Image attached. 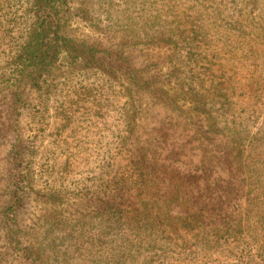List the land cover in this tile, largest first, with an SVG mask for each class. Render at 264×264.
<instances>
[{
	"label": "rangeland",
	"instance_id": "374dc122",
	"mask_svg": "<svg viewBox=\"0 0 264 264\" xmlns=\"http://www.w3.org/2000/svg\"><path fill=\"white\" fill-rule=\"evenodd\" d=\"M153 1L73 0V15L68 21L71 35L92 46L101 42L107 48H113L121 39L136 42L122 52L131 61L136 58L134 63L141 71L144 85L130 90L128 80L118 69L113 74L112 70L104 71L95 63L87 62V55L83 53L73 63L69 55L63 53L54 66L55 74L39 78L38 92H32V87L27 88L25 93L32 106L30 109L19 108L14 114L16 126L9 128V125L2 126L3 120L10 118L7 104L11 95L9 86L13 82L10 80L14 79L9 54L14 52V43L24 40L32 26L33 0H0V19L4 18L6 28L11 25L10 31L0 37V132L2 135L8 132L10 136L0 141V264H171L175 259L180 264H193L194 258H199L203 264H264L259 258L261 248H264V234H254L251 230L252 214L264 213V196H259V192L264 193V165L256 164L253 149L256 133L264 128V111H260L261 105L256 103L258 97L264 99V70L262 76L255 75L254 62L241 51L235 58H228V67L234 71L231 73L234 80L230 83L235 88L234 94L230 92L229 96L235 104L221 112L212 111L222 124H232L233 111L244 118L241 125L238 119L233 125L237 134L235 143L229 145L234 148V156L241 154L243 159L242 173L235 182L239 189L238 200L233 203L236 212L226 215L227 212L222 211L220 216L210 220L212 227L209 229L214 236L193 241L195 254L188 251L166 261L162 257L165 251L168 252L166 240L144 243V247L139 248L142 241L132 228L113 230L108 221L109 232L107 221L97 216L96 207L100 206L95 197L100 196L99 180L112 176L113 168L109 164L125 173L131 152L136 154L137 149L147 148L146 138L153 125L171 114L170 108L164 111L159 107L162 101L157 95L158 89L168 92L180 88L179 79L188 73V67H180L181 56L160 43L162 34L170 30L165 26L167 23L155 25L149 22L153 11L148 12L144 3L153 6ZM233 6L235 11L224 3L221 21L204 29L215 36L232 32L234 28L229 25L230 21L244 10L245 17L252 21L254 0H248V4L235 0ZM250 22L240 25L243 31L248 30L244 26H252ZM252 29L261 36L255 27ZM111 33L110 38L108 34ZM141 38L151 46L140 45ZM169 54H172V61L163 62L164 56ZM238 58L241 60L237 62ZM258 61L263 66L264 59ZM168 62L182 73L179 79L171 76L172 67L169 68ZM132 99L142 111V119L138 117L134 121L136 124L131 125L133 134H129L128 107ZM42 102L48 107L43 125L35 120L40 115L32 109L39 108ZM168 134L176 146L186 145L187 133L177 125H173ZM223 136L222 133L217 136L222 145L215 144L216 148L229 147L222 142ZM17 138L19 144L11 145ZM192 145L185 147V154L199 153V146L191 149ZM260 148L264 149V138ZM15 183L19 186V198L13 203L10 187ZM10 216L19 229L17 243H12L3 231L4 222L12 220ZM226 221L233 224L225 226ZM240 224L246 234L236 239L235 232H230ZM261 231L264 226L257 230ZM161 237L155 234L156 239ZM134 240L139 244L132 246ZM199 244L203 245V252H199ZM149 245L155 248H147Z\"/></svg>",
	"mask_w": 264,
	"mask_h": 264
},
{
	"label": "trees",
	"instance_id": "16d2710c",
	"mask_svg": "<svg viewBox=\"0 0 264 264\" xmlns=\"http://www.w3.org/2000/svg\"><path fill=\"white\" fill-rule=\"evenodd\" d=\"M72 1L33 0L32 26L24 40L14 43V52L9 54L11 64L14 66V79L10 80L13 82L9 86L11 95L7 104L10 118L3 120L2 126L9 125V128L16 126L17 116L14 114L19 108L30 109L32 106L25 91L28 87H32L30 88L32 92H38L36 89L41 87L39 78L43 75L50 77L55 74L54 66L63 53H67L73 63L81 57L78 55L83 53L87 55L85 56L87 62L95 63L104 71L112 70L113 74L118 69L128 80L130 90L138 89L140 85L145 84L140 69L135 66L136 58L131 61L125 52H122L125 49L129 50L136 45V42L133 43L132 40L123 42L121 39L116 47L107 48L101 42L97 46H92L90 43H84L83 40L78 41L71 35L68 21L73 15ZM234 1L154 0L153 6L144 3L148 12L153 11V18H150L149 22L155 25L167 23L165 26L170 27L167 34L160 33L162 34L160 43L169 50L176 51L181 56L180 67L189 69L186 76L179 79L182 73L178 72V67L177 71L174 65L172 67L171 63H167L169 68L172 67L171 76L178 78L181 86L168 92L159 88L157 95L162 101L159 107H162L164 111L170 108L171 114L153 125L151 133L146 138L147 148L137 149L136 154L131 152V160L125 173L115 169L114 164H109L113 168L112 176L109 179L102 177L99 180L98 194L100 193V196H96L95 201L100 206V209L96 207L97 216L107 221L105 224L109 232L111 229L108 221L111 222L113 230L133 229V233L141 239L142 244L134 240L132 246L139 244L138 247L143 248L144 243L166 240L169 247L168 252L165 251L162 254L165 261L169 258L174 260L175 256L188 251L195 254L193 241L199 237L204 240L212 238L210 220L220 216L222 211L227 212L226 215L236 212L233 203L238 200L239 189L235 182L242 173L243 159L241 154L238 157L234 156V148L229 145L235 143L237 134L233 125L237 124V119L241 121V125L244 118L239 115L240 113L233 111L232 124L226 122L222 124L218 115L213 114L212 111L221 112L235 104L229 96L230 92L235 91L233 83H230L234 80L231 75L234 71L228 67L229 57L235 58L241 51L246 58L254 62L255 75L262 76L264 62L263 66L257 62L259 59H264V2L254 0L252 26H244L248 28L246 31L240 27L250 22L245 17V10L243 14L230 21L229 25L234 28L232 32L215 36L204 29L209 28L212 23L217 24L221 21L224 3L235 11ZM243 1L248 4V0ZM83 11L85 14V9ZM247 12L250 13V9ZM252 27L260 31L261 36H257L259 33H254ZM10 29L11 25L6 28L4 18L0 19V37L2 38V35ZM108 35L112 37V33ZM144 39L141 38L138 43L151 46ZM164 59L163 62L167 59L172 61V54L164 56ZM240 60L241 58H238L237 62ZM69 66L72 67L71 62ZM135 102L132 99L128 107L127 133L129 131V134H133L134 127L131 125L136 124L134 121L138 117L142 119V111L138 110L139 106ZM256 103L261 105L260 111H264V99L258 97ZM32 109L40 115L36 119L34 116L33 119L43 125L47 105L42 102L39 108L32 107ZM6 121L8 124L5 123ZM45 123H48L47 120ZM173 125H177L181 131L187 133L184 140L185 146L178 147L173 144V138L168 134ZM221 133L224 134L222 142L225 146H229L227 149L215 147V144L222 145L218 143L221 139L217 137ZM119 135L121 137V132ZM4 137H10L9 133L2 135L0 132V141ZM160 137L163 139L160 140ZM263 138L264 128L256 133L253 148L256 152V158L253 159L258 165H264V149L260 148ZM124 139L126 140L127 137L125 136ZM171 142L173 145L170 144ZM17 144H19L18 138L11 141V145ZM188 144H193L191 149L199 146V153L185 154L184 149ZM163 151H165V158H163ZM118 165L121 166L119 163ZM18 187V183L10 187L13 203L19 198ZM239 187L242 188L240 183ZM235 190H237L236 193ZM262 195L264 196V193L259 192V196L262 197ZM225 207V210L221 209ZM14 214L13 211L12 215L15 216ZM262 217H264L263 211L252 214L254 219L252 233L264 234V231L257 232L264 226ZM233 223L224 222L225 226ZM3 227L7 238L12 243H17L19 229L14 224L13 218L11 222L6 220ZM232 231L235 232L236 239L246 234L241 224L239 228H232L230 233ZM155 234L162 237L156 239ZM151 235L152 237H149ZM125 236L128 237V234ZM199 246V252H203V245L199 244ZM147 248L154 249L155 246L149 245ZM259 258L264 261V248H261ZM194 260L193 264H203L199 258ZM171 264L180 263L175 259Z\"/></svg>",
	"mask_w": 264,
	"mask_h": 264
}]
</instances>
